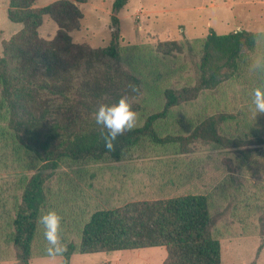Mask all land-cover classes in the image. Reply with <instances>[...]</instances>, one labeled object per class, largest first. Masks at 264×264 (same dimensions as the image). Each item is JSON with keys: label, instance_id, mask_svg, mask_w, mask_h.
I'll list each match as a JSON object with an SVG mask.
<instances>
[{"label": "trees", "instance_id": "1", "mask_svg": "<svg viewBox=\"0 0 264 264\" xmlns=\"http://www.w3.org/2000/svg\"><path fill=\"white\" fill-rule=\"evenodd\" d=\"M36 1L7 0L9 18L21 27L1 41L0 140L8 151L5 163L20 177L12 213L0 223V261L31 264L34 257L59 255L61 264H71L75 253L165 245L162 264H222L223 239L252 235L254 220L264 231V112L254 114L251 107L252 89L264 85V31L211 28L189 39L200 74L181 84L173 57L184 49L179 40L121 44L114 32L109 44L94 47L71 34L81 26L79 4L86 0ZM128 1L115 0L114 13ZM45 16L58 24L52 38L39 32ZM112 18L118 24L117 14ZM211 88L221 89L223 106L204 98L199 117L182 116L189 132L167 126L177 107ZM121 95L130 99L136 123L109 151L92 113L98 103ZM198 138L240 148L230 184L224 179L212 191L187 177L180 192L99 204L100 194L114 200L123 188L99 182L104 169L88 166L148 154L146 143L153 151L174 144L187 152ZM50 208L61 217L62 254L46 251L38 222Z\"/></svg>", "mask_w": 264, "mask_h": 264}, {"label": "rangeland", "instance_id": "2", "mask_svg": "<svg viewBox=\"0 0 264 264\" xmlns=\"http://www.w3.org/2000/svg\"><path fill=\"white\" fill-rule=\"evenodd\" d=\"M53 1L55 0H37L36 5L43 6ZM114 1L81 2L79 4L83 13L81 26L72 31L73 39L94 47L109 44L114 32H118L121 44L141 42L157 44L160 40L177 39L184 47L182 52L173 56L181 66V71L176 76L177 82L181 84L194 83L200 74L197 69L200 62L198 56H192L187 49L189 39L204 37L211 28L218 33L241 28L264 31V0H129L117 13L113 10ZM113 14L119 17L118 24L114 23ZM20 27V23L12 21L8 16L7 0H0V52L1 41ZM57 29V22L45 16L39 32L45 37L52 38ZM217 88L203 90L197 101L182 103L176 108L167 126L177 132H189L190 124L186 123L182 116L199 117L203 110L204 98L211 100L216 107L224 105L221 89ZM3 141L0 140L1 224L5 221L6 215L12 213V195L17 193L14 191L19 187L17 180L20 177L16 167L5 163L8 151L3 146ZM143 148L151 150L152 153L138 151L132 155V159L125 162L88 166L89 171L100 167L104 169L99 176V182L106 184L113 182V185L116 184L115 187L123 188V192L119 193L121 197L114 200L104 195L107 200L103 201V194H100L99 198L102 201L99 204L101 202L118 204L134 196L155 197L170 191L180 192L186 187L180 184V180L187 177H191L190 180L194 178L197 183L205 184L213 191L224 179L230 184L232 168L236 167L237 161L241 158L240 148L217 144L205 138H198L192 142L187 152H182L180 147L174 144L153 151V146L146 143ZM129 168L140 171L131 172ZM138 176H142V180H137ZM134 179L135 186L130 188ZM224 216H229V212L225 211ZM258 227L257 220H254L250 233L252 235L222 240V264H264V231L260 232ZM167 255L168 249L165 245H156L76 253L70 262L90 264L111 259L116 264H162ZM62 259L59 255L34 257L31 264H61ZM0 264L18 263L12 259L0 261Z\"/></svg>", "mask_w": 264, "mask_h": 264}, {"label": "clouds", "instance_id": "3", "mask_svg": "<svg viewBox=\"0 0 264 264\" xmlns=\"http://www.w3.org/2000/svg\"><path fill=\"white\" fill-rule=\"evenodd\" d=\"M251 107L254 114L264 112V85L256 86L251 91ZM100 132L103 147L111 151L115 141L126 130L135 126L137 114L126 95L119 96L114 101H102L98 103L92 113ZM38 222L43 228L44 239L48 242L46 251L50 255L62 254L65 245L60 241L59 228L61 217L55 209H48L38 216Z\"/></svg>", "mask_w": 264, "mask_h": 264}, {"label": "crops", "instance_id": "4", "mask_svg": "<svg viewBox=\"0 0 264 264\" xmlns=\"http://www.w3.org/2000/svg\"><path fill=\"white\" fill-rule=\"evenodd\" d=\"M138 248H143V247H138ZM76 254V253H75ZM74 255V254H73ZM72 255V256H73ZM71 256V257H72ZM82 257H87V256H82ZM71 261V260H70ZM73 264V263H72ZM81 264V263H80ZM83 264H87V263H83ZM90 264H116L113 263L111 259H106L105 261H101L100 263H90Z\"/></svg>", "mask_w": 264, "mask_h": 264}]
</instances>
